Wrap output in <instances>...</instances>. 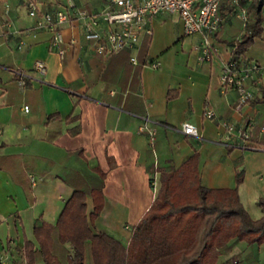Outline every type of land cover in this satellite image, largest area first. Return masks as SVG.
Instances as JSON below:
<instances>
[{"label": "crops", "instance_id": "obj_1", "mask_svg": "<svg viewBox=\"0 0 264 264\" xmlns=\"http://www.w3.org/2000/svg\"><path fill=\"white\" fill-rule=\"evenodd\" d=\"M35 1L48 12L65 9L67 0ZM73 1L91 14L108 5V0ZM246 7L222 2L211 62L200 61L202 37L186 36L178 15L167 14L152 17V35L140 40L136 52L108 58L91 52L82 37L83 21L73 19L62 27L60 58L50 47V33L31 37L27 0H0V264H25L20 251L25 240L33 241L34 226L55 224L74 190L100 186L99 171L105 175L104 202L92 229L126 246L132 226L155 198L158 169L180 167L193 147L202 187L234 189L241 165V204L252 220L263 216L264 23L243 55L262 67L246 84L253 100L236 111V93H222L219 84V64L232 57L253 19ZM40 60L44 75L33 68ZM169 89L176 98L167 100ZM206 107L215 113L212 120L203 118ZM227 121L250 129L259 148L244 150L234 141L224 146L219 123ZM184 122L197 128L198 138L179 133ZM142 124L155 130L154 142L140 132ZM86 204L90 211V197ZM218 259V264H264V245L232 239Z\"/></svg>", "mask_w": 264, "mask_h": 264}, {"label": "trees", "instance_id": "obj_2", "mask_svg": "<svg viewBox=\"0 0 264 264\" xmlns=\"http://www.w3.org/2000/svg\"><path fill=\"white\" fill-rule=\"evenodd\" d=\"M253 18L234 45L232 58L243 56L263 31L264 0H239ZM140 65H145L140 62ZM167 92V100L176 98ZM199 156L193 155L180 167L159 168V186L148 210L132 226L125 246L119 240L94 232L100 215L101 185L88 192L75 191L65 203L55 224L39 222L33 241L25 240V264H218L221 252L231 240L248 245H264V197L259 203L263 216L252 220L241 204L238 187L244 170L237 166L234 189L202 187L198 173ZM92 209L87 211V198Z\"/></svg>", "mask_w": 264, "mask_h": 264}, {"label": "built area", "instance_id": "obj_3", "mask_svg": "<svg viewBox=\"0 0 264 264\" xmlns=\"http://www.w3.org/2000/svg\"><path fill=\"white\" fill-rule=\"evenodd\" d=\"M225 0H108V5L101 11L88 13L80 9L73 0L66 1L65 9L48 12L40 11V7L35 0H27V14L33 20L31 37L35 39L37 33L48 32L52 35L50 47L53 48L60 58H63L65 50L61 47L64 44L62 37V27L72 20L83 21V38L94 55L108 58L112 54L121 52L134 53L139 48L140 40L143 37H151L152 29L150 20L158 15H178L183 24L186 36L198 34L202 37L200 61L211 62L216 53L213 45V36L220 30L218 18L219 8ZM236 6L239 0H231ZM9 12V6H5V13ZM240 18L246 19V12H241ZM23 43H20L21 48ZM130 62L136 65L134 56ZM219 84L221 92L233 90L236 93L235 110L248 105L253 100L252 92L246 88L247 82L253 80L261 74L262 67L254 60H248L243 56H238L236 60L232 57L224 60L220 64ZM45 63L40 60L34 63V69L41 75L45 74ZM27 107H24V111ZM203 118L212 120L215 113L209 107L203 112ZM224 146L233 147L232 142L244 150L259 148L258 144L251 139L250 129L247 127H237L232 123L220 122ZM140 132L144 131L149 141L155 140V130L142 124ZM260 134L264 135V128H260ZM182 135L191 138H198V130L195 126L184 122L178 130ZM235 145V143H234Z\"/></svg>", "mask_w": 264, "mask_h": 264}, {"label": "rangeland", "instance_id": "obj_4", "mask_svg": "<svg viewBox=\"0 0 264 264\" xmlns=\"http://www.w3.org/2000/svg\"><path fill=\"white\" fill-rule=\"evenodd\" d=\"M264 17V16H263ZM154 187H157V184H155V186Z\"/></svg>", "mask_w": 264, "mask_h": 264}]
</instances>
